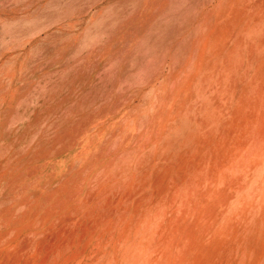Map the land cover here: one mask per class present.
I'll return each instance as SVG.
<instances>
[{"label":"bare ground","instance_id":"obj_1","mask_svg":"<svg viewBox=\"0 0 264 264\" xmlns=\"http://www.w3.org/2000/svg\"><path fill=\"white\" fill-rule=\"evenodd\" d=\"M15 2L0 0V49L23 24ZM119 34L129 45L112 85L141 78L111 104L67 119L60 67L0 105L20 147L45 128L0 158V264H98L111 243L123 264H168L173 248L177 264H264V0H148ZM175 187L195 203L170 224L174 208L157 205Z\"/></svg>","mask_w":264,"mask_h":264},{"label":"rangeland","instance_id":"obj_2","mask_svg":"<svg viewBox=\"0 0 264 264\" xmlns=\"http://www.w3.org/2000/svg\"><path fill=\"white\" fill-rule=\"evenodd\" d=\"M147 1L48 0L45 5V0H42L37 5L35 4V8H23L22 6L28 0H16L13 8L19 6L22 8L17 12L18 18H15L20 20V22L23 21V24L13 28L12 44L0 49V105L9 100L14 93L24 94L28 87L38 80L39 77L60 67L65 70L63 81L67 83L64 89V97L70 96V102L65 111L67 119L75 118L85 113L97 112L111 104L128 90L138 86L139 82L136 81L141 77L129 79V81L119 85H112V79L114 73L120 68L121 57L129 45V43L121 41L120 28L131 19L136 10L143 8ZM76 35H82V40L76 46L70 48L68 54L60 63L56 60L58 59V56H55L56 50L62 45L66 44L67 46L77 37ZM110 46L115 58L105 61L107 52L105 49ZM9 47H14L16 54L13 55L12 60L4 63V60L9 55L6 54ZM13 77L15 78L13 79ZM13 129V126L8 127L0 124V158L11 150L18 151L26 145L30 146L28 144L38 138L45 130L44 126H41L32 133L25 135L20 147L16 140H12ZM45 148V144L40 146L41 150ZM77 153L78 148H74L61 154V157H53L51 159V167L48 166L50 168H46L44 166V175L58 173L75 159ZM234 182L236 183V181ZM181 194H185L181 187L171 188L165 194L162 202L157 205L160 212L164 209L162 214L170 207L174 208V213L169 219L170 224L175 223L183 214L184 204L186 205L188 201H191L192 205L195 203L194 200H191V193L180 201ZM232 196L229 187H227L224 194L219 193L221 204L228 207ZM249 201L253 202L248 203V199H244L245 207L249 204H256L255 199H250ZM187 231H190L192 241H195L196 237L194 235L200 230L192 227ZM178 238L179 234L177 233L172 240L173 245L177 244L174 241L178 240ZM184 240L182 239V242ZM192 246L191 248L195 252L199 250L197 245ZM174 249L164 256L167 258L168 264H177V261L176 263L175 261L173 262V258H175ZM119 251H121V246L111 243L108 248H105L98 264H123L119 258ZM203 263L204 261L200 264ZM82 264H88V261L84 260Z\"/></svg>","mask_w":264,"mask_h":264}]
</instances>
